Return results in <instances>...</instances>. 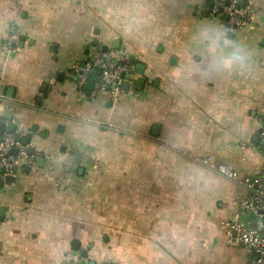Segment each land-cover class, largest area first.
Returning <instances> with one entry per match:
<instances>
[{"label": "crops", "instance_id": "1", "mask_svg": "<svg viewBox=\"0 0 264 264\" xmlns=\"http://www.w3.org/2000/svg\"><path fill=\"white\" fill-rule=\"evenodd\" d=\"M240 2L255 30L232 35L212 0H0V112L35 151L0 181V264L253 263L218 228L255 222L246 189L200 163L264 169V0ZM115 40L126 94L79 97L72 65Z\"/></svg>", "mask_w": 264, "mask_h": 264}, {"label": "built area", "instance_id": "2", "mask_svg": "<svg viewBox=\"0 0 264 264\" xmlns=\"http://www.w3.org/2000/svg\"><path fill=\"white\" fill-rule=\"evenodd\" d=\"M209 13L221 21L229 34L234 35L241 30H255L253 10L247 5H242L240 0H212ZM98 69L100 75L96 76ZM131 73V66L97 50L87 59L85 57L83 61L75 62L68 76L74 83L79 97L93 99L104 95L115 102L120 95L126 94L123 85L125 77ZM91 78L98 81L89 92L86 85ZM259 128L257 137L264 156V115L259 118ZM239 148L244 150L247 145L241 143ZM13 150H16V155L12 154ZM27 153V147L17 142L14 134L0 138V181L11 174L18 163L33 159L34 156L29 157ZM200 163L222 178L240 183L246 189L247 195L236 198L233 204L239 208L240 215L251 214L255 222H242L235 216L234 219L218 223V228L224 233L228 245L244 248L252 254V264H264V169L255 177L242 178L232 166L214 164L211 157L201 159Z\"/></svg>", "mask_w": 264, "mask_h": 264}, {"label": "water", "instance_id": "3", "mask_svg": "<svg viewBox=\"0 0 264 264\" xmlns=\"http://www.w3.org/2000/svg\"><path fill=\"white\" fill-rule=\"evenodd\" d=\"M93 45L95 47H99V43L98 41H95L93 43ZM100 48V47H99ZM119 48V41L115 40L113 41L112 45L110 46V48L108 46H101L100 48V51L102 53H108L109 50H112V51H115V50H118ZM85 54L87 55L88 54V51L86 50L85 51ZM127 62L129 64H134L135 63V57L134 56H129L128 59H127ZM143 69H144V66L141 65V64H135L134 65V72L135 74L137 75H142L143 74ZM95 75L96 76H99L100 75V70L98 69L96 72H95ZM98 81V79H89L87 85H86V89L87 91L91 92L93 90V87H94V84ZM129 88V84L128 83H124V89L125 90H128ZM7 122V123H5ZM16 125L13 123L12 121V113L11 112H8L6 110H3L0 112V138L4 137L5 135H10V134H14L15 135V140L17 142H19L20 144L24 145V146H27L29 144V141L31 139V134L28 135L27 139H21L18 135H16ZM31 133H35L34 129H32ZM35 151H34V148L30 147L28 149V153L27 155L29 157H32L34 155ZM12 154L13 155H16L17 152L16 150H13L12 151ZM44 163V159H38L36 164L37 166L41 167L42 164ZM17 172V168H14L12 173L13 174H16ZM11 180V177H8L7 181ZM0 213H2V209H0ZM87 257V253L86 252H82L81 255L78 257L79 258V263L77 264H82L80 263V260L81 259H85ZM70 264H75L74 261L70 262ZM87 264H95L93 262H89Z\"/></svg>", "mask_w": 264, "mask_h": 264}, {"label": "clouds", "instance_id": "4", "mask_svg": "<svg viewBox=\"0 0 264 264\" xmlns=\"http://www.w3.org/2000/svg\"><path fill=\"white\" fill-rule=\"evenodd\" d=\"M243 60V56L239 55L238 52H233L227 59L221 61V66L224 68V70L230 71L236 62H240L242 66Z\"/></svg>", "mask_w": 264, "mask_h": 264}, {"label": "trees", "instance_id": "5", "mask_svg": "<svg viewBox=\"0 0 264 264\" xmlns=\"http://www.w3.org/2000/svg\"><path fill=\"white\" fill-rule=\"evenodd\" d=\"M122 64H127L128 62L126 60L121 61Z\"/></svg>", "mask_w": 264, "mask_h": 264}]
</instances>
